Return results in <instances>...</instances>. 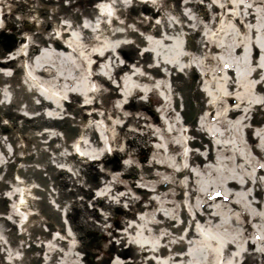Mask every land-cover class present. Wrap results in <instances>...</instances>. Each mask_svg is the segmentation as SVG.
Listing matches in <instances>:
<instances>
[{"label": "bare ground", "instance_id": "obj_1", "mask_svg": "<svg viewBox=\"0 0 264 264\" xmlns=\"http://www.w3.org/2000/svg\"><path fill=\"white\" fill-rule=\"evenodd\" d=\"M190 1L185 0V4ZM246 4L247 0H212L208 12L211 21L219 22L220 30L219 34L208 30V34L211 38L221 36L219 49L229 41L244 45V53L239 58L246 64H240L248 68V72H254L252 78L264 77V31L257 26L248 31L236 26L244 23L241 19ZM157 6L159 0H0V264H6L7 253L17 254L20 249L27 256V264H59L60 259L68 260L66 254L74 258L76 253L88 249L84 240L93 233L91 225L98 221L104 224L103 215L96 209L102 203L105 210L117 215L128 216L139 211L129 229L118 235L113 228L106 227L107 238H119L105 247L117 253L114 264H264V135L259 131L246 140L256 142L254 152L262 157L252 204L247 205L249 215L208 219V197L224 198L214 192H208V196L199 192L193 203L197 192L195 180L208 169L200 155L208 149V136L199 129H202L201 123L208 125V110L212 109H208V70H213L212 64L224 61L208 49V43L197 45L192 41L195 34L202 35L200 31L194 33L192 27V24L200 27L199 16L188 15L190 12L184 10L185 15H178L184 18L182 24L175 27L179 25L177 15L161 13L158 16ZM134 7L140 21L133 18V22H137L133 27L128 25V20L132 19L125 20L122 15L126 9ZM225 7L229 11L227 15L221 17L213 12ZM30 22L36 32L28 39L20 37L21 26L30 28ZM226 24L231 29H225ZM173 30H177L176 36ZM131 37H136L140 44L133 45L127 52L129 60L117 56L116 52L124 51L132 43H129ZM21 38L23 45L18 43ZM198 48L207 53L195 59L191 56ZM252 50L255 58L251 56ZM24 55L29 61L30 74L21 89L18 61ZM80 59L86 72L77 78L81 74ZM149 64L152 68L147 67ZM67 65L74 69L75 81L63 73L62 68ZM222 65L219 73L227 84L223 90L231 92L236 78H246L249 83L248 72L232 68L231 63ZM111 68L115 77L129 71L119 82L122 90L119 96L127 107L146 106L143 98L150 99L155 92L163 91V97L158 93L161 103L158 113L163 114V119L158 118L157 111L147 107L145 114H140L144 118L133 114L124 116V111L116 109L106 122L105 136L109 137L114 153L130 159L123 165L112 163L113 168H119L121 176L113 171L102 173L91 169L98 161L109 169L107 161H103L108 156L105 138L92 136L91 127L82 134L81 127L73 126V121L86 125L95 116L93 107L83 101L82 96H96L101 92L103 87L93 90L91 84L100 80L102 74L110 73ZM201 78L206 81L203 90L198 88ZM107 82L110 85L111 78ZM24 90L28 93H22ZM168 90L173 92L171 100L180 108L175 110L170 106ZM244 90L251 92L248 85ZM35 91L39 95L34 100ZM225 91L221 92L220 99L228 104L235 102ZM258 93L264 97V82L258 85ZM21 94H24L23 100ZM21 105L26 106L23 112L31 116L16 114L15 109ZM198 107L203 113L197 118ZM233 108L228 110L236 113L240 107ZM69 111H72L73 121L66 116ZM130 124L133 128L128 127ZM176 126L187 129L190 136L188 142L183 134L178 138L184 149L175 145V150L168 152L175 155L183 149L178 171L179 176H185L179 182L182 201L153 212L157 198L144 205L148 191L143 189L159 173H153L154 170L165 168L162 158L158 159L165 154L161 137L176 135ZM191 135L195 136L193 141ZM211 146L237 154L241 157L240 164L244 165L240 153L243 144L213 143ZM143 148L157 152L155 163L140 165L136 161L135 157H141ZM21 154H28L22 167ZM100 175H104L106 181L114 177L116 182L112 188L106 181V184H96ZM129 188L140 192V197L128 205L130 211H127L120 202L129 200L128 193L120 192ZM19 207L32 224L25 226L29 227L31 236L37 234L36 243L28 244L30 248L20 246L19 240L25 237L20 235ZM135 251L134 261L121 259L131 257ZM41 253L42 258H38ZM26 259L20 264H25Z\"/></svg>", "mask_w": 264, "mask_h": 264}, {"label": "rangeland", "instance_id": "obj_2", "mask_svg": "<svg viewBox=\"0 0 264 264\" xmlns=\"http://www.w3.org/2000/svg\"><path fill=\"white\" fill-rule=\"evenodd\" d=\"M212 0H191L189 4H185V0H159V6H157V10L160 11L159 15L161 13H168L170 15H177L176 18V24L175 27L180 26L183 22L184 18L178 17L179 13L185 15L184 10L190 12V14H194L200 17L201 23L200 27H196L192 24V27L195 29L194 33L197 31L202 32V35L200 36V33L195 34L192 38V41L196 43L197 45L204 42L208 43L209 50L213 51V54L217 57H219V60H223L225 64L231 63L232 68H235L242 72H248V68H244L242 64H246L243 61L240 60L239 56L243 55L244 51V45L241 44H233V42L229 41L227 44L224 45L222 49H219L218 42L221 41V36L213 37L211 38L208 34V30L212 32L213 34H219L218 31L220 30V24L219 22L211 21V16L208 12L210 11L211 6L210 2ZM263 1V2H261ZM248 4L243 8L242 10V19L241 21L244 22L241 25H237V28H242L245 31L255 29L256 26L261 28L264 31V0H247ZM38 5V4H37ZM144 5H142L143 7ZM39 8H41L38 5ZM58 8L61 7V4H58ZM162 8V10L160 9ZM135 9L131 8L129 10H125L123 13V17L125 20H128V25H132L133 27L137 25V22H133V18H136V21H140L138 17L135 14ZM75 12V11H74ZM214 13H219V15L222 17L224 15H227L229 11L227 10V7H225L223 10H220L218 12L213 11ZM46 13V12H44ZM256 15V18L253 16ZM58 16L61 18L63 14H58ZM157 17V15H156ZM224 18L221 19L222 20ZM30 28H27L26 26H21L19 30L20 37H27L29 38L30 34H33L36 32V30H33V27L35 26L33 22H30ZM218 25V26H217ZM225 29H231V26L226 24L223 25ZM23 28V29H22ZM173 35H177V30H173ZM260 35V33H259ZM208 36L210 40L208 39ZM22 38L19 40V45H23ZM139 38V36H138ZM253 38V37H252ZM43 39V36H42ZM45 40V39H43ZM136 37H131L129 39V46H126V49L124 51L121 50V52L117 53L116 55L120 57L126 58V60H129L127 56V52H130L132 50L133 45L140 44ZM44 46H46L48 43H42ZM202 45V44H201ZM39 46V44H38ZM255 49V48H253ZM203 48H198V50H195L194 53H192V56H194L195 59H199L202 55V53H207L206 51H202ZM208 50V51H209ZM243 51V52H242ZM119 54V55H118ZM25 56V55H24ZM251 56L255 58L254 50L251 52ZM142 58V57H140ZM55 59V58H54ZM56 60V59H55ZM210 63V62H208ZM221 62L218 64H212L213 70H208V109L209 107H212V109L208 110L209 119H208V125L201 123V128L199 131H202L206 133V136H208V149L205 154L200 153L203 159L206 160L205 165L208 166V169L206 172H202L200 177L195 180L194 186L197 188V192L194 195V202L197 201L199 192H205L208 196V192H214L220 194L224 200H221L219 197L218 199L214 200L208 197V219L211 218H219V219H229V218H238L239 215H249L248 207L249 203L252 204V196L254 187L256 185V177H257V168L259 167V164L262 163V157L259 154H256L254 152V148L256 145V142L248 143L246 140L249 136L256 135L259 131L264 135V97L258 93L256 94V90L258 85L262 84L264 82V77L259 78H252L253 71L248 72L250 81L247 83L246 78H236L237 81H235V86L232 89L231 92H226L222 89V87L226 88V82L222 79L223 76L219 73L221 69H223V65ZM242 63V64H240ZM151 64V63H150ZM148 65V68H152L151 65ZM134 65V64H132ZM210 65H208L209 67ZM242 66V67H241ZM132 67V66H131ZM134 67V66H133ZM18 68H19V74H20V88L22 89L26 85V77L29 73V61L27 56L21 57L18 61ZM219 68V71L216 69ZM231 68V67H230ZM231 68V69H232ZM241 68V69H239ZM78 69L80 71V76L77 78H80L85 72V64L82 59L78 61ZM73 68L69 67L68 65L65 68H62L63 73L65 76L70 80H76L77 78L74 77ZM197 70L199 71V67H197ZM110 73L102 74L100 77V80H97L96 82H93L91 85L93 86L92 89L96 90L97 86L103 87L102 91L99 92L96 96L90 97V95H84L82 96L83 101H86L93 107V112L95 113V116L93 118H90L88 120V123L86 125L80 124L77 125L76 121H73V115L72 111H69L66 116L71 117V120L73 121L74 127H81L80 130H82V134L85 129L92 128V136L97 138L98 136H102L105 138L106 144H107V150H108V156L103 160L107 161L109 169H105L101 166V162H95L96 166L94 164V168H91L92 170L99 171L102 173H116L120 175L119 168H113L112 163H117L120 165L125 164L127 161L129 162V158L127 156L121 157V153H114L110 143H109V137L105 136V131H107L108 127L106 126V122L109 119V116L112 115L113 111L116 109L119 112H123L124 116L133 114L136 117H142L140 114L147 111V107H150L151 109L159 111V108L161 106V103L159 101L158 93H154L152 95V98H143V102L146 106H140L137 107H127L125 100L121 98L119 95L122 93L121 88H119V82L123 79V77L129 73V71L124 72L123 74H120V76H114V68L109 69ZM149 76H151V71L149 70ZM113 76V79L112 77ZM112 82L109 85L110 78ZM106 80V82H105ZM157 81V80H156ZM162 81V80H161ZM231 79L229 78V82ZM200 85H198V88L203 90L204 84H206L202 78L198 81ZM202 82V85H201ZM108 83V84H107ZM112 84V86H111ZM229 84V83H228ZM248 85L251 89V92L244 90V87ZM30 90V89H29ZM227 90V89H226ZM31 91V90H30ZM225 91L227 93V96L233 97L235 99V102L227 103L220 99L221 92ZM22 93L26 94L27 91H23ZM31 93V92H30ZM163 91H160L159 95L163 97L161 94ZM179 93V92H178ZM24 94H21L20 99L23 100ZM168 99L169 104L173 109H178L181 106H177L176 103H174L171 100V97L173 92L171 93V90H168ZM39 93L37 91L34 92L33 98L36 99L38 97ZM138 101L140 98H136ZM85 102V104H87ZM81 104V103H80ZM240 107L239 110H235L236 113L233 112V110H228V108L233 107ZM228 107V108H227ZM26 106H18L17 109H15V112L17 115L23 113L25 116L28 115V112L25 111ZM197 118L203 113V110L201 111L200 107H198ZM234 109V108H233ZM200 111V112H199ZM201 113V114H200ZM145 114V113H144ZM31 116V115H28ZM202 116V115H201ZM164 118L163 114L158 113V118ZM178 119V117H177ZM176 119V120H177ZM259 120V121H256ZM168 123V119H166ZM129 128H133L132 125H128ZM176 135H171L170 138L161 137L162 139V147L165 150V154L162 155V157H158V159L162 158L164 161L165 168H162L160 170H154L153 173H157L155 175L156 177H153L150 181L149 186L147 188H144L143 190L148 191V200H144V205H148L149 201L151 199L156 200V209H153V212H159V210H164L163 207L165 205L174 206L179 205L180 201H182L181 198V192L182 188L179 186V182L181 183L180 179H184L185 176H179L178 171L180 168V158H182L183 154V144L181 140L179 141V136L184 135L185 141L188 142V135H187V129L184 127L177 128L176 126ZM208 130V132H207ZM103 139V138H102ZM195 139V136L191 135V141ZM213 143H224V144H243V151L240 152L243 157L244 165L240 164L239 159L241 158L235 153H232L231 151L227 149L222 148H213L211 144ZM176 147L181 146L183 149L179 150L175 153V155L169 154L168 152L174 151ZM153 147H156V144L153 143ZM180 147V148H181ZM186 149V148H185ZM157 152L147 151L146 148H143V152L141 153V157H137L135 154L136 161L138 160L140 165L148 164L151 161H154L155 163V155ZM28 155V154H26ZM26 155H20V167L25 165V160H27ZM143 156V157H142ZM26 157V158H25ZM28 164V162H27ZM90 167V166H89ZM115 169V170H113ZM108 172H107V171ZM105 171V172H104ZM152 173V172H151ZM121 176V175H120ZM137 178H135L134 181H136ZM86 178L84 177V183ZM106 177L99 176L98 183H105ZM116 180L114 177H111L106 183H108V186L112 188V184H114ZM105 183V184H106ZM137 188V186H136ZM99 189V188H97ZM97 191V190H96ZM122 192L128 193L129 200H123L120 203L124 206V208L129 210V206L135 199H139L137 197H140V192L135 191L133 188H129L127 191H121L120 194H123ZM114 199H116V196H113ZM138 201V200H137ZM108 203V201H106ZM192 203V204H193ZM97 206V205H96ZM142 206V205H139ZM136 207V206H134ZM84 208V207H82ZM98 214L103 215L104 224L101 222H96L95 224L91 225V229L93 230V233L90 235H87L85 238V243H87L88 249H84L83 251L76 253L75 257L74 255L66 254V257H68V260H58L59 264H114L115 260L118 259L117 253L114 251H109V249H106L110 243L111 240L118 241L119 238L114 236L112 239L107 238L108 231L106 230V227L113 228L117 235L120 232H124L127 228L129 229L130 223L133 224L135 222V217L139 215L138 209L136 210L135 214L125 216L117 215V213L110 212L108 210L104 209V203L98 205L96 207ZM254 212V208H253ZM17 213L21 216V220L19 222V225L22 229L20 232V235L22 238L19 240L21 243L20 246H26L29 247L28 244L30 242L36 243L37 234L35 237L31 236V233L29 231V227L32 225L28 222L26 218L25 212L19 207L17 208ZM169 213V212H168ZM167 213V215H168ZM155 217V216H154ZM80 218V216L78 217ZM156 218V217H155ZM29 225V227H25L26 225ZM104 235V237H103ZM50 239V238H48ZM45 242L46 245L49 243ZM30 248V247H29ZM135 252H133L130 256H127L125 259L121 258L123 261H134L136 258ZM9 254V256H8ZM137 255V253H136ZM42 253L38 254V258H42ZM53 256V255H52ZM26 255L23 254L22 250L20 249L17 254H10L7 253V260L6 264H11V262L16 261V264H20L25 261ZM194 259H197L195 257ZM28 263V260L26 259L25 264ZM122 264V263H118ZM124 264V263H123ZM134 264V263H132ZM201 264V262H199Z\"/></svg>", "mask_w": 264, "mask_h": 264}]
</instances>
